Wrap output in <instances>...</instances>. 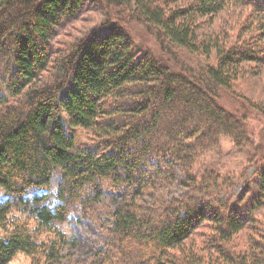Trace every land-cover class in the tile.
I'll return each mask as SVG.
<instances>
[{"label": "trees", "instance_id": "16d2710c", "mask_svg": "<svg viewBox=\"0 0 264 264\" xmlns=\"http://www.w3.org/2000/svg\"><path fill=\"white\" fill-rule=\"evenodd\" d=\"M85 1L0 0V264L17 254L30 264H264L262 237L241 253L233 243L264 206V107L245 99L241 114L220 102L244 63H264V0H99L112 18L52 50ZM229 6L250 9L244 31L201 37V22ZM128 18L165 50L214 53V63L178 69L137 50ZM252 115L263 119L257 132ZM221 138L256 167L248 197L233 199L238 181L204 165ZM40 189L48 195L26 198ZM106 191L120 201L104 206ZM74 211L107 227L85 263L63 254L75 242L59 224ZM203 228L212 234L190 244Z\"/></svg>", "mask_w": 264, "mask_h": 264}, {"label": "rangeland", "instance_id": "374dc122", "mask_svg": "<svg viewBox=\"0 0 264 264\" xmlns=\"http://www.w3.org/2000/svg\"><path fill=\"white\" fill-rule=\"evenodd\" d=\"M111 10L110 7L99 0H86L76 17L64 21V24L57 27L51 40L52 50L61 49L74 39L89 32L93 27H98L100 22L102 23V21L112 18L110 14ZM115 10L120 13L118 9ZM249 12L250 9L245 6H229L225 11L211 20V22H209V19L201 22V37L210 35L213 38L217 37L220 41L236 38L244 31L245 27H247L248 21L245 17ZM123 26L129 33L133 46L137 50L150 52L163 62L171 65L177 64L178 69L184 68L186 70L196 71L206 64H212L215 61L214 53L210 58H206L200 54L186 53L178 48L171 49L172 52L170 50H165L164 47L159 46L155 38L148 33L145 26L129 18L126 21V25ZM246 35H248V33ZM242 66L244 67L242 75L233 83L231 90L229 92L223 91L220 95V102L225 108L232 110L238 109L241 111V114L247 111V105L250 104H247L245 99L257 106L264 107V63L247 62ZM65 93L68 92L64 91L63 94ZM249 115L251 116L250 113ZM254 117L257 116L252 115L251 119H248V123L257 132L262 128L263 119L259 121L258 117ZM78 133L81 144L86 145L90 143L91 138L86 131L78 129ZM204 165L212 166L224 176L229 178L233 177L238 181L233 186L232 190L228 192L232 194L233 199L241 192H244V196L248 197L250 195L249 193L256 189L258 182V176L256 177L255 174L256 167L252 164H248L246 152L236 149L228 138H221L218 155L210 154L206 160H204ZM177 176L179 178V175ZM236 177L242 180H238ZM176 192L180 194L182 190L178 187L176 189H171L167 194L171 197L173 194H176ZM34 195L44 196L48 195V193L46 189H40L26 198L29 200ZM221 196L225 197L226 194L224 193ZM120 198L121 195L119 193L106 191L101 198V203L104 204V206L106 204L113 206L120 201ZM7 202L6 196L0 197V204H6ZM251 214H253V232L249 230L250 226L246 227L233 239L234 250L240 253L251 243L252 237L260 242L261 239H259V237L264 239V206L257 210H253ZM97 218L100 220L107 219L103 212L97 215ZM59 225L60 228L67 233L69 239L75 242L73 246H69L68 244L64 246L63 254L79 261V263H85L90 257L95 255L96 251L104 248L107 240V234L104 229L107 227L101 228L92 217L83 216L80 212L74 211L67 217L66 221ZM211 234L212 232H210L209 229L203 228L200 230V234L194 235L190 241L191 243L188 242L190 244L200 243L199 245H202L201 243L204 239V235ZM206 241L209 240H205L204 242ZM209 245L210 243H208L205 248ZM8 264H30V261L25 256L17 254Z\"/></svg>", "mask_w": 264, "mask_h": 264}]
</instances>
